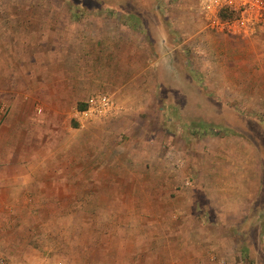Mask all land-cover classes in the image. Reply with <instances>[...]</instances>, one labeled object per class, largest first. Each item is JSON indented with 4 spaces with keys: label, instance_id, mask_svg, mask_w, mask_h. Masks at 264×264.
Returning a JSON list of instances; mask_svg holds the SVG:
<instances>
[{
    "label": "rangeland",
    "instance_id": "obj_1",
    "mask_svg": "<svg viewBox=\"0 0 264 264\" xmlns=\"http://www.w3.org/2000/svg\"><path fill=\"white\" fill-rule=\"evenodd\" d=\"M0 40V135L16 91L47 88L44 172L0 202V264H185L173 208L206 195L221 264H264V26L216 33L197 0H0ZM98 93L113 113L84 120Z\"/></svg>",
    "mask_w": 264,
    "mask_h": 264
},
{
    "label": "crops",
    "instance_id": "obj_2",
    "mask_svg": "<svg viewBox=\"0 0 264 264\" xmlns=\"http://www.w3.org/2000/svg\"><path fill=\"white\" fill-rule=\"evenodd\" d=\"M5 53V51L0 52V58H4ZM46 89L43 87L36 88L34 91L20 89L15 94L17 99H14V102L18 101L19 104L12 106V103L9 107L11 132H7L4 127V135H0V138L4 137V140L0 141V164L3 167L2 170L0 169V191L9 194L8 200L0 201L3 206H13L14 193L26 191L44 172V142L42 138H39L42 136L44 127V120L40 117L42 107L29 104V101L32 96L44 95ZM46 92L47 95H54L49 89ZM14 108H17L15 113H13ZM0 124H3V121ZM29 128H35L34 135L28 134ZM37 161H40L39 171ZM33 163H37L35 173L31 169ZM185 183L188 185L189 181ZM196 188L200 190V187ZM201 191L207 193L208 189L203 187ZM205 197L208 199L197 200L193 197L189 201L179 202L177 207L173 208L177 212L172 216L179 220L176 221V227L171 228L172 232L168 237L178 240L180 257H183L182 262L185 264H221L228 256V252L220 253L221 239L216 226L219 218L217 202L207 195ZM221 258L223 261L220 260Z\"/></svg>",
    "mask_w": 264,
    "mask_h": 264
},
{
    "label": "built area",
    "instance_id": "obj_3",
    "mask_svg": "<svg viewBox=\"0 0 264 264\" xmlns=\"http://www.w3.org/2000/svg\"><path fill=\"white\" fill-rule=\"evenodd\" d=\"M198 12L206 27L216 33L245 37L264 26V0H197ZM232 10L237 16L221 18L220 13ZM115 109L114 100L105 93L91 95L86 107L78 111L84 120L107 117Z\"/></svg>",
    "mask_w": 264,
    "mask_h": 264
},
{
    "label": "trees",
    "instance_id": "obj_4",
    "mask_svg": "<svg viewBox=\"0 0 264 264\" xmlns=\"http://www.w3.org/2000/svg\"><path fill=\"white\" fill-rule=\"evenodd\" d=\"M234 16H237V13L236 12H234V11H232V10H228V11H226V14L225 13H220V17L221 18H226V17H228V18H231V17H234ZM86 107V103L84 102H81V103H78L77 104V108H78V110H82V109H84Z\"/></svg>",
    "mask_w": 264,
    "mask_h": 264
}]
</instances>
